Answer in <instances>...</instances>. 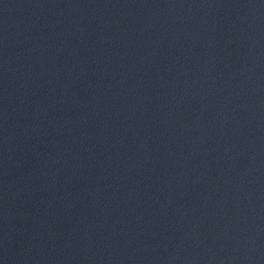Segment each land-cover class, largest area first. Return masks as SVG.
Listing matches in <instances>:
<instances>
[{"label": "water", "instance_id": "1", "mask_svg": "<svg viewBox=\"0 0 264 264\" xmlns=\"http://www.w3.org/2000/svg\"><path fill=\"white\" fill-rule=\"evenodd\" d=\"M150 264H264V0H228Z\"/></svg>", "mask_w": 264, "mask_h": 264}]
</instances>
